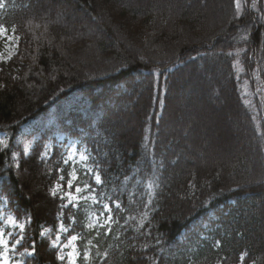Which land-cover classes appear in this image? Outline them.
Wrapping results in <instances>:
<instances>
[{
    "label": "trees",
    "instance_id": "16d2710c",
    "mask_svg": "<svg viewBox=\"0 0 264 264\" xmlns=\"http://www.w3.org/2000/svg\"><path fill=\"white\" fill-rule=\"evenodd\" d=\"M42 1L0 8V24L19 37L0 66V131L11 137L0 149V197L28 222L20 249L34 242L36 254L27 263L62 264L41 233L63 226L65 240L77 237V264H264V0H241L239 14L227 0L215 16L204 0L170 9L169 0H62L59 21ZM208 100L232 107L247 142L205 174L183 124L188 106ZM51 113L25 156L14 139ZM57 133L72 142L54 138L45 155ZM73 145L79 155L65 164ZM73 168L90 185L77 207L51 194Z\"/></svg>",
    "mask_w": 264,
    "mask_h": 264
},
{
    "label": "rangeland",
    "instance_id": "374dc122",
    "mask_svg": "<svg viewBox=\"0 0 264 264\" xmlns=\"http://www.w3.org/2000/svg\"><path fill=\"white\" fill-rule=\"evenodd\" d=\"M179 4L180 3L177 2L176 0H169V1H165L164 3H161V5H163L165 9L174 8L177 5L180 6ZM42 5L45 8L44 11L56 15L58 21L62 19L61 17H59V15H66L67 13V8H68L67 4L62 0H55L53 2H51L50 0H43ZM226 7H227V0H204L202 5L203 12L212 13L213 16L216 15V11H219L218 10L219 8L225 9ZM79 16L80 18L76 19L79 20L76 22V24L78 23L80 24L84 22V18L82 17V15L80 14ZM73 22H75V20H73ZM9 35L11 34L9 33ZM15 52H16V41L8 42L6 44L5 40L0 39V61H6L7 59H10L15 54ZM9 54H11L10 58H9ZM197 87L199 88V86L196 85L193 87V89L194 88L196 89ZM208 95L211 96V92H208ZM195 100H197V97H195ZM213 104L214 105L218 104L217 107L215 106V108H219V106L222 103H220L219 101L218 103L217 101L215 102L213 101L212 105ZM192 106H188V111H187L188 115H186V117L183 116L184 118L189 120V121L186 120V123H184L183 125H185L186 128L191 127L192 137L196 140L195 142L196 144L193 145V152L195 153V156H190L189 159L195 162L198 168H201L202 170L206 168L204 173L207 174L209 172V170L207 169L208 167L212 168L218 163H221L222 161L228 159L226 158L227 156L225 152L227 153L228 150H230L231 152L233 149L236 150V148H238L241 144H246L247 141L245 140V138L242 137L237 138L238 135L240 136L242 130L244 132V129L238 127V123L243 120L241 118L236 119L230 116V112H232V107L230 106H229L230 108L225 107V110H223L222 114L215 112L216 110L211 108V104L209 100L205 104L203 103L200 109L196 108V110H193L191 109ZM178 107H182L180 103H177L174 105V107H171V109L169 110V114H171V112L173 113L175 110L177 111ZM45 118L47 119L42 120L43 123H45V125L39 133H34L39 125H31L29 129V133H28V129H25V131H23L24 137H27L29 134H32L31 139H28V141H26L23 145V149L26 154L30 153V150L32 149V145L36 141V139H38L47 129H49V127L56 120L54 114H49ZM169 118L170 121H172L173 123L177 122L172 116ZM130 122H131L130 127L133 128L135 126V118H132ZM54 135L55 134H52L50 136L51 140H53ZM230 136L232 138L231 140H229ZM55 138H57L58 142H62L64 140V136H61L60 133H57ZM235 139H237L238 142ZM2 143H4V141H2ZM204 146H208L209 149L203 151V149L201 148H203ZM75 154L76 151L74 145L69 152V157L73 159L75 157ZM27 173L28 172L25 171V173L23 174L27 175ZM39 182L40 181L38 180L36 185H39ZM64 198H66V205L71 206V204L68 203L67 197ZM12 217L15 218V216L11 212L9 205L7 204L6 196L4 195L0 197V230L4 231L5 238L9 240V251L7 253L9 257L8 264H28L27 259L32 258V256L21 255V253H23L25 249H20L21 246L24 244L25 240L23 239L21 245H15V248L14 249L12 248L15 239L19 238V236L22 235L24 231V229L21 231V229L18 227V224L24 223L26 226L28 222H19L15 218L16 224L9 223V220ZM46 230L48 231L46 232ZM46 230L44 231L45 233L44 238L50 240L51 246H52V241H56V243L61 246L60 248H56L52 246V248L57 250V257L59 255H64L66 257L65 260L61 261L60 259H58V261L61 262L62 264H71L70 260L67 258V254L73 251L76 252L75 240H72L71 239L72 237L65 240L63 235L66 234V230L65 229L61 230V226L59 230L56 231L55 236L53 237H51L52 234L51 229H46ZM0 249H3L4 251L2 245H0ZM2 261H3V256L0 255V264H2ZM76 264H77V260H76Z\"/></svg>",
    "mask_w": 264,
    "mask_h": 264
},
{
    "label": "snow or ice",
    "instance_id": "6c2138e0",
    "mask_svg": "<svg viewBox=\"0 0 264 264\" xmlns=\"http://www.w3.org/2000/svg\"><path fill=\"white\" fill-rule=\"evenodd\" d=\"M234 3H235V8L237 10V14H239L240 10H241V0H234ZM4 6L2 0H0V8H2ZM256 5L253 4V7H255ZM15 32H16V27L13 26L11 28V35H9V29L3 25V24H0V39H3L5 40L6 44L8 42H13V41H18L19 40V37L18 36H15ZM244 39H246L247 37H242ZM10 55L9 54V58H10ZM5 147H7V145H5ZM47 155V154H45ZM81 159L82 160H87L88 157L85 156V155H82L81 156ZM63 162L65 164H68L69 163V159L68 158H64ZM59 171L62 173L64 171V169H59ZM88 171L90 173H92V176H93V179L95 180V182L97 184H100L102 183V179H101V176L99 175L98 172H92V169H88ZM80 177L79 175L77 174V170L75 168H73L70 172H68V175H67V179L65 180V176L64 175H60L59 176V179L57 181V183L55 184V187L53 189H51V194L53 196H56L58 192H61L63 191L64 193V197H67L68 199V203L71 204L73 207H77L79 205V202L81 199H87L86 197H82V196H79L77 194L79 193H82L84 192L86 189L90 188V185L87 184V182L84 183V186L81 187L80 186ZM63 182V183H62ZM74 189V190H73ZM64 197H61L62 199ZM63 206H66V205H63ZM107 208V210L110 212L111 211V208L109 206H105ZM117 208L120 207L119 204L116 205ZM9 223H12V224H16V220L14 217L10 218L9 220ZM18 227L21 229V231L25 228V224L24 223H20L18 224ZM89 228L93 227V225L90 223L88 225ZM61 230H64L63 229V226H61ZM48 230H46L47 232ZM45 233H41V235H44ZM11 235V234H9ZM23 235H20L19 238L15 239L14 241V244L12 245V248L14 249L15 248V245H21L22 242H23ZM72 240H76L77 237L73 236L71 238ZM0 245L3 246L4 248V251L3 253H0V255L3 256V261H2V264H8V260H9V257L7 255L8 251H9V240L5 238V233L3 230H0ZM52 246L53 247H56V248H60L61 246L58 245L56 243V241H52ZM36 254V250H35V243L33 242L30 249L29 248H25L24 252L21 253V255H27V256H34ZM79 253L78 252H69L67 254V258L70 260L71 264H76V260H77V257H78ZM65 256L64 255H59L58 256V259H60L61 261L65 260ZM87 258V257H86ZM243 255L241 256V261H243Z\"/></svg>",
    "mask_w": 264,
    "mask_h": 264
},
{
    "label": "bare ground",
    "instance_id": "6f19581e",
    "mask_svg": "<svg viewBox=\"0 0 264 264\" xmlns=\"http://www.w3.org/2000/svg\"><path fill=\"white\" fill-rule=\"evenodd\" d=\"M215 110V109H214ZM223 110H225V105L223 106V105H221V106H219V110L218 109H216V111L215 112H218V113H220V114H222V112H223ZM222 116V115H221ZM213 121V120H212ZM211 121V122H212ZM224 140V139H223ZM206 149H209L208 148V146H204Z\"/></svg>",
    "mask_w": 264,
    "mask_h": 264
}]
</instances>
